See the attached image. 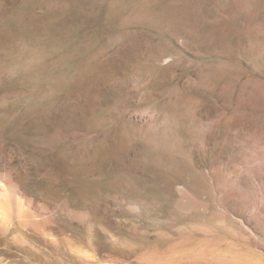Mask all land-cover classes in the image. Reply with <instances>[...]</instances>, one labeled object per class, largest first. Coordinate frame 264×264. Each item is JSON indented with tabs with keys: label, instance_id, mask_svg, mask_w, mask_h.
I'll use <instances>...</instances> for the list:
<instances>
[{
	"label": "rangeland",
	"instance_id": "1",
	"mask_svg": "<svg viewBox=\"0 0 264 264\" xmlns=\"http://www.w3.org/2000/svg\"><path fill=\"white\" fill-rule=\"evenodd\" d=\"M0 202V264H264V0H0Z\"/></svg>",
	"mask_w": 264,
	"mask_h": 264
},
{
	"label": "bare ground",
	"instance_id": "2",
	"mask_svg": "<svg viewBox=\"0 0 264 264\" xmlns=\"http://www.w3.org/2000/svg\"><path fill=\"white\" fill-rule=\"evenodd\" d=\"M5 184V183H4ZM2 186H3V184H2ZM4 203V202H3ZM0 206H2V203L0 202Z\"/></svg>",
	"mask_w": 264,
	"mask_h": 264
}]
</instances>
